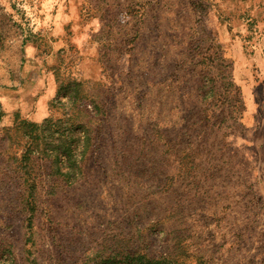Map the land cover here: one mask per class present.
Wrapping results in <instances>:
<instances>
[{
    "label": "rangeland",
    "instance_id": "374dc122",
    "mask_svg": "<svg viewBox=\"0 0 264 264\" xmlns=\"http://www.w3.org/2000/svg\"><path fill=\"white\" fill-rule=\"evenodd\" d=\"M0 264H264V0H0Z\"/></svg>",
    "mask_w": 264,
    "mask_h": 264
},
{
    "label": "trees",
    "instance_id": "16d2710c",
    "mask_svg": "<svg viewBox=\"0 0 264 264\" xmlns=\"http://www.w3.org/2000/svg\"><path fill=\"white\" fill-rule=\"evenodd\" d=\"M69 148V147H68ZM75 151V150H74ZM75 153V152H74ZM67 154V157L68 158H70L71 157V159H72V162H74L75 163V165L76 164H78V160L74 157L73 158V156H74V154H73V152H72V149L71 148H69V150H68V152L66 153Z\"/></svg>",
    "mask_w": 264,
    "mask_h": 264
}]
</instances>
